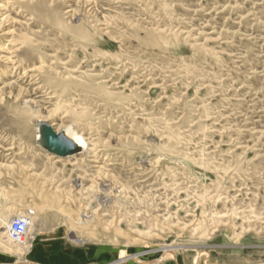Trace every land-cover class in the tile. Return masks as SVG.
<instances>
[{"label":"rangeland","instance_id":"374dc122","mask_svg":"<svg viewBox=\"0 0 264 264\" xmlns=\"http://www.w3.org/2000/svg\"><path fill=\"white\" fill-rule=\"evenodd\" d=\"M30 209L31 247L264 264V0H0V218Z\"/></svg>","mask_w":264,"mask_h":264},{"label":"crops","instance_id":"0c3cea01","mask_svg":"<svg viewBox=\"0 0 264 264\" xmlns=\"http://www.w3.org/2000/svg\"><path fill=\"white\" fill-rule=\"evenodd\" d=\"M22 248V247H21ZM105 249L66 243L59 236L36 240L28 250L10 251L0 246V264H104L112 261ZM157 264H196L191 253H181L175 260ZM202 264V263H198Z\"/></svg>","mask_w":264,"mask_h":264},{"label":"bare ground","instance_id":"6f19581e","mask_svg":"<svg viewBox=\"0 0 264 264\" xmlns=\"http://www.w3.org/2000/svg\"><path fill=\"white\" fill-rule=\"evenodd\" d=\"M41 123H46V122H40L39 123V126H38V140L40 143H42L41 141V135H40V124ZM57 133L59 134H62L71 144H73L75 146V148L78 150V153L79 152H83L85 149H87V142L85 140V138L78 134L74 129H68L67 132L63 133V132H59L58 130H56L52 124L48 123ZM77 153V154H78ZM69 156H73V155H69ZM69 156H65V157H69ZM78 187L81 188L82 187V184L79 183L78 184ZM40 210V209H39ZM29 211H31L30 215H29ZM26 215L28 216L29 215V220H30V226H29V229H28V240L27 242L24 244V245H21L23 246V248H25L26 250L29 251V249L31 248V240L35 239V236L32 235V228L34 226V224L36 223V219H37V214H36V211L34 209H30L28 210V212L26 213ZM85 217V215H84ZM12 219V218H11ZM10 219V221H11ZM0 237H8L9 238V235H8V225L10 223V221L7 222L6 219H3V218H0ZM10 239V238H9ZM11 240V239H10ZM12 241V240H11ZM168 241V245L164 246L163 248H161V250L165 253V254H168V253H171V251H174L175 246H174V240L171 239V240H167ZM182 247V246H180ZM9 248V247H8ZM135 258H139L140 256H134ZM129 260V258L127 259H122L118 262H115V263H111V264H122L124 263L125 261ZM127 264V263H126Z\"/></svg>","mask_w":264,"mask_h":264},{"label":"water","instance_id":"95a60500","mask_svg":"<svg viewBox=\"0 0 264 264\" xmlns=\"http://www.w3.org/2000/svg\"><path fill=\"white\" fill-rule=\"evenodd\" d=\"M43 148L59 157L78 153V150L62 134L57 133L48 123L40 124Z\"/></svg>","mask_w":264,"mask_h":264},{"label":"built area","instance_id":"2783aa9c","mask_svg":"<svg viewBox=\"0 0 264 264\" xmlns=\"http://www.w3.org/2000/svg\"><path fill=\"white\" fill-rule=\"evenodd\" d=\"M30 213L31 211H29V215ZM29 215L13 216L8 225L9 238L16 244L24 245L28 240Z\"/></svg>","mask_w":264,"mask_h":264}]
</instances>
